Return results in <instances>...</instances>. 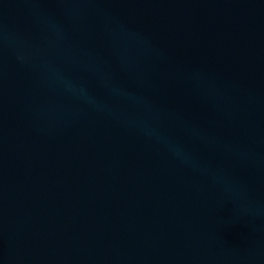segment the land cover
Instances as JSON below:
<instances>
[{
	"label": "water",
	"instance_id": "obj_1",
	"mask_svg": "<svg viewBox=\"0 0 264 264\" xmlns=\"http://www.w3.org/2000/svg\"><path fill=\"white\" fill-rule=\"evenodd\" d=\"M0 264H264V0H0Z\"/></svg>",
	"mask_w": 264,
	"mask_h": 264
}]
</instances>
